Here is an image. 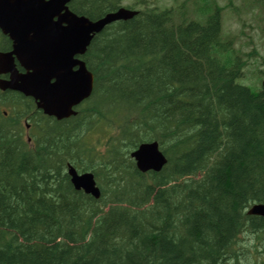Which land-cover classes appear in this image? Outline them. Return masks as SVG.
<instances>
[{
    "label": "trees",
    "instance_id": "16d2710c",
    "mask_svg": "<svg viewBox=\"0 0 264 264\" xmlns=\"http://www.w3.org/2000/svg\"><path fill=\"white\" fill-rule=\"evenodd\" d=\"M210 8L204 3V21L181 28L180 41L157 25L100 36L91 55L120 74L112 86L120 96L111 110L104 99L93 101L72 120L92 114L100 129L109 126L105 153L87 128L76 134L34 107L25 112L33 147L1 126L0 264H264L261 218L248 221L253 231L262 228L261 250L242 256L232 247L243 209L264 202V96L236 82L241 49L220 36ZM138 51L161 53L162 63L128 77L127 62H118ZM152 139L168 161L142 173L129 151ZM66 160L102 176L99 199L72 189ZM150 199L142 211L154 231L136 239L140 217L131 207ZM129 229L134 236L123 237Z\"/></svg>",
    "mask_w": 264,
    "mask_h": 264
},
{
    "label": "water",
    "instance_id": "95a60500",
    "mask_svg": "<svg viewBox=\"0 0 264 264\" xmlns=\"http://www.w3.org/2000/svg\"><path fill=\"white\" fill-rule=\"evenodd\" d=\"M53 7L54 6H44L38 8L35 5H30L29 7L26 8L24 14L35 13L37 20L42 19L45 22V16L49 14H53ZM44 26L45 23L42 24L40 30ZM101 26L102 24H100V22L88 24V27L91 30H99ZM80 37L82 38L83 35L81 34ZM53 47L55 49V46H51V48ZM27 56L29 55L25 54V58ZM60 58L61 57L58 55V48H56L54 61H58ZM27 60H28V66H30L33 69L31 72L33 77V82L30 83L29 85L27 83L26 88L30 89L29 87H35L37 91L46 94L51 100V105L55 106V113L61 116L66 115L68 112L67 108L70 104L72 96H69L68 93L66 95L62 94L57 89L55 84L51 85L49 82H50V78L52 77H56V79L59 82L62 80H67L68 82L71 83V79L68 76H66V73H61L59 71H56L55 68L52 66V63L48 64L41 60L39 65L35 60L29 57H27ZM17 80H21V78L18 77ZM77 80L80 82L81 77H78ZM67 81H62L61 83L62 85L59 86V89L65 88L66 85H69L70 83H67ZM71 84L76 86L79 85L80 83L74 82ZM1 86L4 87L5 85L2 84ZM132 155L137 160V164L141 169L153 168L158 170L161 167V165L165 162L164 156L162 155L161 152L158 151L157 144L155 142L151 144L141 145L139 150L133 152ZM70 173L74 174L72 176V182L76 188L83 187L86 190V192H90L95 196L98 195V191L96 190V188H94V182L92 180L91 174H82L78 176L72 170L70 171ZM249 212L264 214V206L255 205L249 210Z\"/></svg>",
    "mask_w": 264,
    "mask_h": 264
},
{
    "label": "rangeland",
    "instance_id": "374dc122",
    "mask_svg": "<svg viewBox=\"0 0 264 264\" xmlns=\"http://www.w3.org/2000/svg\"><path fill=\"white\" fill-rule=\"evenodd\" d=\"M132 1H134V0H122L121 2L122 3H131ZM216 1L221 6H225L227 3V0H216ZM233 2L235 4H240V5L242 4L241 0H233ZM223 14H224L223 19H224L225 31L235 32L236 28L238 30V27H240V23L235 20L233 12L229 8H226L224 10ZM234 22H237L238 24H235ZM246 22H254V21L252 19H250L249 17H247ZM255 41H256V45L258 47V50L260 52V53H258V57L260 58L258 61H264V40L256 37ZM245 50H247V48H245ZM261 68L264 69V63L261 64ZM242 82L249 83L250 79L245 78V79H243Z\"/></svg>",
    "mask_w": 264,
    "mask_h": 264
}]
</instances>
